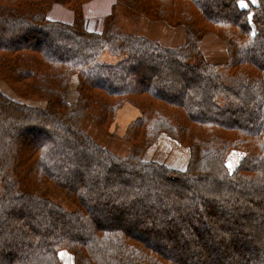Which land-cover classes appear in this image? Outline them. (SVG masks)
I'll return each mask as SVG.
<instances>
[{"label":"trees","instance_id":"trees-1","mask_svg":"<svg viewBox=\"0 0 264 264\" xmlns=\"http://www.w3.org/2000/svg\"><path fill=\"white\" fill-rule=\"evenodd\" d=\"M90 1H63L70 24L48 18L56 0H0V81L46 103H19L0 89V264H61L63 250L73 264H264V0L113 5L183 27L185 43L173 47L113 21L107 32L88 31ZM206 35L223 42V62L205 58ZM106 51L121 60L103 63ZM126 105L138 115L121 155L86 125L116 139ZM161 134L188 148L183 169L144 158ZM235 150L243 156L231 170ZM158 209L177 223L136 228L135 216ZM211 226L237 239L216 241ZM183 233L193 251L178 243Z\"/></svg>","mask_w":264,"mask_h":264},{"label":"rangeland","instance_id":"rangeland-1","mask_svg":"<svg viewBox=\"0 0 264 264\" xmlns=\"http://www.w3.org/2000/svg\"><path fill=\"white\" fill-rule=\"evenodd\" d=\"M64 0H56V3L53 5L52 10L48 13V18L54 21H60L63 23H70L72 21L67 20V15H71L73 12L68 7L63 4ZM92 1V0H91ZM118 1V0H117ZM88 3V2H87ZM117 3V2H116ZM86 4V3H85ZM84 4V5H85ZM84 5H83V12H84ZM74 16V12H73ZM85 18V14H84ZM74 21V18H73ZM113 21V25L115 29L122 31V32H136L140 35H145L149 38H152L156 41H160L163 45L166 46H180L185 43V32L184 28H171L167 24L162 22H154L150 21L144 17H140V15L135 12L134 10H129L128 4L119 3L116 5L114 11L113 8L109 17L107 18H100L98 19L94 25H90V23L86 24L85 19V27L89 31L90 28H94V31L97 32H107L109 29L110 23ZM224 44L220 41L217 37L213 35H206L202 40V52L205 58L211 63L223 62L226 57V51L224 49ZM121 60V58L112 55L109 51H106L103 56L101 57V61L105 64H116ZM153 77V76H152ZM76 78H73L69 84L68 94H69V101L71 105H75L77 99V90H76ZM0 89L10 98L14 99L19 103H24L29 106H39L44 107L46 103L44 101H38L34 99H25L19 97L14 91L4 82L0 81ZM138 115L137 111L132 108L130 105H126L119 113V117L116 121L115 128L112 129V132H115L118 138L113 139L103 134L93 128L90 124L86 125L87 131H89L92 136L99 142L111 146L113 150H116L119 154L124 155L127 154L129 151V145L124 142L121 138L124 135L125 129L127 124ZM188 148L183 147L166 134H161L159 140L151 147L148 151L144 154V158L146 160H154L157 162L165 163L169 167L183 169L186 165L188 160ZM243 154L239 151H231L228 156V165L229 168L232 170L236 167L242 158ZM47 196L53 197L55 200L63 203L67 207H69L64 200L61 199L60 195L57 192L49 191L47 192ZM111 197L113 199L116 198L115 194H112ZM110 200V199H109ZM107 201V200H106ZM218 213L225 217L227 216L226 211L224 209H218ZM164 216H170V213L167 211L162 212L158 209V212L154 214V216L147 218L143 215H137L134 217V221L136 220V228L139 230L146 229L150 227L156 226L160 228L158 225H167V222L170 220L175 221V217L165 218ZM230 220V219H229ZM102 221L108 224V220L102 219ZM233 220H230L232 222ZM177 223V221H175ZM112 225V224H111ZM233 222L229 224V228H232ZM138 226V227H137ZM210 233L214 234V240L216 241H226L227 244H230L235 241L237 238L233 237L232 239L226 236L225 232L221 231L217 226L209 227ZM140 230V231H141ZM250 242L251 237L247 235L245 238ZM154 240L161 244V245H169L172 247L173 244L168 242L167 238H158L155 237ZM178 243L183 244L184 246L188 247L191 251L195 249L196 244L192 241L188 240V234L183 233L181 237L177 240ZM246 243V242H245ZM247 244H251L247 242ZM210 246L215 248V243H210ZM216 258V256H212ZM191 260L198 262L200 260L197 257H190ZM60 259L61 264H73V257L70 253L63 250L60 252ZM211 264V263H210ZM213 264V263H212Z\"/></svg>","mask_w":264,"mask_h":264},{"label":"crops","instance_id":"crops-1","mask_svg":"<svg viewBox=\"0 0 264 264\" xmlns=\"http://www.w3.org/2000/svg\"><path fill=\"white\" fill-rule=\"evenodd\" d=\"M117 0H92L84 5V14L86 24L94 25V23L102 18L109 17L113 5L116 4ZM254 4H257V0H252ZM73 12L71 15H67V20L73 22ZM94 31V28H90Z\"/></svg>","mask_w":264,"mask_h":264}]
</instances>
